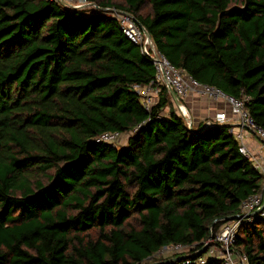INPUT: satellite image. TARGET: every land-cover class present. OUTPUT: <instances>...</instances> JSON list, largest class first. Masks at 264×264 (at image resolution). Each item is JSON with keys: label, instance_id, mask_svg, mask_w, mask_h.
<instances>
[{"label": "trees", "instance_id": "16d2710c", "mask_svg": "<svg viewBox=\"0 0 264 264\" xmlns=\"http://www.w3.org/2000/svg\"><path fill=\"white\" fill-rule=\"evenodd\" d=\"M85 1L132 15L199 83L247 97L264 130V0ZM154 77L116 18L0 0V264H142L173 244L195 255L260 191L231 127L163 116L165 87L143 107L134 86ZM107 131L126 145L93 141ZM232 247L264 264V221Z\"/></svg>", "mask_w": 264, "mask_h": 264}, {"label": "built area", "instance_id": "2783aa9c", "mask_svg": "<svg viewBox=\"0 0 264 264\" xmlns=\"http://www.w3.org/2000/svg\"><path fill=\"white\" fill-rule=\"evenodd\" d=\"M67 2L71 3L73 0H67ZM112 11V16L118 20L123 34L131 43L139 46L141 53L151 61L155 70V77L152 82L142 87L134 86L136 93L142 97L143 107L149 110L155 105L162 87H165L167 90L170 87L181 102L190 96L205 98L214 102H223L229 107L231 117L241 126V129L236 132L230 131L237 141L239 153L251 161L262 178L260 191L247 197L240 204L239 213L234 216V219L224 223L214 235H211V241L205 243H208L209 246L203 257L192 259L194 254L192 253V255L190 251L193 246L173 244L165 246L161 250L176 256L162 263L177 264L179 262L176 260L178 257H186L185 259L181 258L182 264H208L210 262L248 264L247 257L232 247L236 233L242 224L252 223L255 220L264 221V157L257 159L246 147V140L248 138H254L264 145V130L255 124L246 110L245 102L248 98L245 96L241 98L230 96L217 87L199 83L188 76L183 70L177 69L155 48L152 40L145 37L143 29L132 15L117 10ZM176 109L185 119L187 125H192L185 105L183 104L181 108ZM226 122H229V119L227 114L223 112L217 113L212 120L206 121L205 125L211 127L215 124L224 125ZM126 135L118 131H107L95 137L93 141L116 147V144L120 143Z\"/></svg>", "mask_w": 264, "mask_h": 264}, {"label": "crops", "instance_id": "0c3cea01", "mask_svg": "<svg viewBox=\"0 0 264 264\" xmlns=\"http://www.w3.org/2000/svg\"><path fill=\"white\" fill-rule=\"evenodd\" d=\"M189 116H192L194 125L205 124L206 121L212 120L217 113H226L229 122L224 125H229L232 132H236L241 129V126L237 121L231 117L230 109L223 102H214L209 99L199 98L196 96H190L182 102ZM193 123V122H192ZM246 147L255 155L258 159L264 157L263 145L254 138H248L246 140Z\"/></svg>", "mask_w": 264, "mask_h": 264}, {"label": "rangeland", "instance_id": "374dc122", "mask_svg": "<svg viewBox=\"0 0 264 264\" xmlns=\"http://www.w3.org/2000/svg\"><path fill=\"white\" fill-rule=\"evenodd\" d=\"M57 1L60 4H62V5H64V2H65V3H68V4L72 5V6H76V8H73V7H69V8L77 9V10H82V11H84L87 14L100 13V14H106V15H109V16L113 17L112 16V13H113L112 10H115L113 8H110L109 10H107V8L94 7L93 5H91L90 2H86L85 0H78V1H75L74 0L71 3L70 2H67V0H57ZM92 10H96V12L95 11H92ZM170 110H174L175 112L177 111L176 106H175V104L172 101H171L170 107L168 109H166L162 113V115L163 116H167L168 115V112ZM190 120L193 122L192 124L194 125V121H193L192 116H190ZM129 136H130V134H127L125 136V138L122 141H120V143L116 144V147L120 148L122 146H125L126 145V142H127V139H128ZM263 152H264V145H263ZM174 256H176V255L171 254L169 252H164L163 250H161L160 252H158L157 254H155L153 257L149 258L147 261H145L142 264H153V263H157L155 261H162V260L171 259Z\"/></svg>", "mask_w": 264, "mask_h": 264}, {"label": "water", "instance_id": "95a60500", "mask_svg": "<svg viewBox=\"0 0 264 264\" xmlns=\"http://www.w3.org/2000/svg\"><path fill=\"white\" fill-rule=\"evenodd\" d=\"M62 3H63V2H62ZM64 5H65L66 7H73V8H76V6H72V5H70V4H68V3H65V2H64ZM91 5H93L94 7H97L94 3H91ZM139 25H140V24H139ZM140 26H141V25H140ZM141 28H142L143 31H144L145 37H146L147 39L151 40L150 35L148 34V32H147L142 26H141ZM168 91H169V94H170V96H171V98H172V101H173V103L175 104L176 108H178V109L181 108V107L183 106V103L179 100V98L177 97V95L175 94V92H174L170 87H168ZM191 126H192V125H190L189 127H191ZM224 126L229 127V125H224ZM205 128H207V126L204 124L203 127H202L201 129L203 130V129H205ZM233 219H234V216H232V217H227V218H226L227 221H229V220H233ZM211 239H212V236L210 235V236H209V239H208V242H210ZM208 246H209L208 243L205 244V245L200 249V251H198V252L192 257V259H196V258L199 257L201 254H204V253L206 252ZM181 258H182V259H185L186 257H180V258H177L176 260H177V261H180ZM153 264H165V263H153Z\"/></svg>", "mask_w": 264, "mask_h": 264}]
</instances>
